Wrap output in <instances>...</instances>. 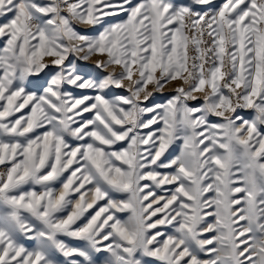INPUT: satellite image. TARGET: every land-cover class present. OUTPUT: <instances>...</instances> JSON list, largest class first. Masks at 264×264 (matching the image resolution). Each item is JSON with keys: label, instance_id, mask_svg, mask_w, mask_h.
I'll use <instances>...</instances> for the list:
<instances>
[{"label": "snow or ice", "instance_id": "6c2138e0", "mask_svg": "<svg viewBox=\"0 0 264 264\" xmlns=\"http://www.w3.org/2000/svg\"><path fill=\"white\" fill-rule=\"evenodd\" d=\"M0 264H264V0H0Z\"/></svg>", "mask_w": 264, "mask_h": 264}]
</instances>
